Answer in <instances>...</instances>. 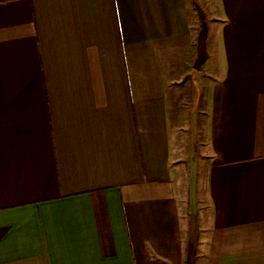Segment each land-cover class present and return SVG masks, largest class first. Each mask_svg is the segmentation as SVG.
<instances>
[{"label":"crops","instance_id":"obj_1","mask_svg":"<svg viewBox=\"0 0 264 264\" xmlns=\"http://www.w3.org/2000/svg\"><path fill=\"white\" fill-rule=\"evenodd\" d=\"M209 3L0 0V264H264V0Z\"/></svg>","mask_w":264,"mask_h":264},{"label":"rangeland","instance_id":"obj_2","mask_svg":"<svg viewBox=\"0 0 264 264\" xmlns=\"http://www.w3.org/2000/svg\"><path fill=\"white\" fill-rule=\"evenodd\" d=\"M209 1L210 0H192V4L194 6V11L196 12L195 17H199L201 19L200 26H191V33L192 30H197V33L201 35V38L204 39L205 35L207 36L209 34V23H210V10H209ZM193 13V12H192ZM198 18V20H199ZM192 21V19H191ZM197 34V35H198ZM198 35V37H199ZM202 39V40H203ZM202 44V43H200ZM203 49V47H201ZM204 50V49H203ZM202 51V50H201Z\"/></svg>","mask_w":264,"mask_h":264}]
</instances>
